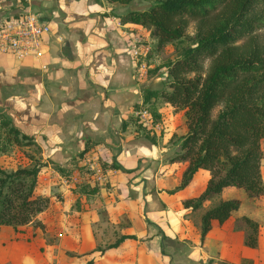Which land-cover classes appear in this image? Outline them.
<instances>
[{
  "label": "crops",
  "instance_id": "0c3cea01",
  "mask_svg": "<svg viewBox=\"0 0 264 264\" xmlns=\"http://www.w3.org/2000/svg\"><path fill=\"white\" fill-rule=\"evenodd\" d=\"M121 3L22 0L14 3L18 7L14 12L5 11L32 10L50 24L43 36L41 59H17L0 51V110L16 125L29 126L26 133L41 146V156L52 161L40 171V180L48 184L47 194H51L50 183H57L52 185L62 202L57 205L50 200L35 220L17 228L0 225V264H85L89 259L91 264H181L185 259L191 264H222V259L239 263L245 258L248 264H264V248L246 245L242 230L226 235L232 213L222 223L213 219L201 240L199 224L204 208L193 210L195 230L188 251L190 257L193 251V258L184 255V238H190L185 224L188 219L176 213L173 203L176 209L182 208L185 198L201 192L207 179L196 191L194 181L197 172L206 169L199 168L185 187L168 192L180 180L184 167H178L177 160H166L171 157L170 148L158 139L139 140L132 122L121 128L150 79L138 75L132 53L144 26L121 22L117 15L128 10H122ZM88 140L94 143L77 165H84L86 153L96 155L102 163L105 182H109L108 191L104 193L100 185L96 195L104 193L102 210L96 208L99 204L89 202L92 197L80 193L77 195L85 204L76 209L75 183L64 181L67 176L55 166L67 165ZM84 171L76 167L71 176L77 174L80 181H88L83 179ZM170 175L175 179L171 188ZM159 184L167 187L159 188ZM192 186L193 192L189 190ZM80 217L83 221L78 223ZM121 219L126 221L124 226ZM214 229L221 230L216 234ZM107 231L117 237H135H124L108 248L103 244Z\"/></svg>",
  "mask_w": 264,
  "mask_h": 264
},
{
  "label": "trees",
  "instance_id": "16d2710c",
  "mask_svg": "<svg viewBox=\"0 0 264 264\" xmlns=\"http://www.w3.org/2000/svg\"><path fill=\"white\" fill-rule=\"evenodd\" d=\"M262 7L264 0H152L148 7L117 15L122 23L152 26L158 45L184 35L189 20L198 19L194 43L184 47L176 58L156 65L155 70L167 67L170 88H142L141 100L133 104L135 113L121 124L124 129L128 123L138 122L139 126L150 129L139 119V111L148 110L155 123L160 118L158 98L181 109L186 131L180 141V153L169 159L187 160V163L179 184L167 191L185 187L199 168L208 171L201 192L182 201L183 207L190 211L228 186L242 187L248 196L264 192L260 143L264 137V41L255 36V31L264 28V13L259 11ZM211 15L216 16L214 20L206 21ZM34 142V136L23 132L0 110V153L12 144ZM93 143L88 140L67 165L55 164L68 180L72 181L76 167L86 169L85 164L77 165V161ZM46 164L47 161H35L14 169L0 165V225L17 228L35 220L36 214L47 206L49 197L36 191L40 169ZM111 164L118 166L115 162ZM100 183L76 182L73 190L87 199L93 198L100 193ZM240 203V197L229 196L206 206L200 215L201 240L213 219L224 222ZM243 219L250 227L244 243L254 247L258 223L247 216ZM124 237L135 235L121 234L107 247L118 245ZM91 262L89 259L85 264ZM221 263L237 264L226 259Z\"/></svg>",
  "mask_w": 264,
  "mask_h": 264
},
{
  "label": "rangeland",
  "instance_id": "374dc122",
  "mask_svg": "<svg viewBox=\"0 0 264 264\" xmlns=\"http://www.w3.org/2000/svg\"><path fill=\"white\" fill-rule=\"evenodd\" d=\"M110 1H113V0H110ZM117 1L122 2L120 4V6L122 7V10H127V9L130 10L131 8L141 9V8L148 7L152 3V0H129L130 2L123 1V0H117ZM14 3L20 4L22 3V0H0V22L6 19L8 16H10L16 9H18V7H14ZM8 10L13 11V12H9L8 14H5V11L8 12ZM259 11L264 13V7L260 8ZM215 17H216L215 15H211L210 17L206 19V21H213ZM197 22H198L197 18L196 19L191 18L184 31V35L177 37V38L167 40L161 45H158L157 43V35L154 33L152 26H145L144 30L139 32L140 34L136 38L137 47L139 48V50H142L145 46L148 47V50L146 53L139 54L140 59H144L147 63V70H146L147 72L142 77L145 79L150 78L149 80H147V82H145L147 84L146 87L158 88V89H169L170 88V86L168 85L169 75L167 73V67L162 66L158 68V70L157 69L155 70L156 65H159V64L161 65L168 60L176 58L181 53L184 47L194 43ZM255 36L259 41H264V28L255 31ZM241 41H243V39L240 40V42ZM151 69H154V71L156 72H153ZM152 75H153V79L151 78ZM156 106L160 113L159 120L155 121V123H145L141 120L146 125V127H151L150 129L148 128L146 129L142 127L141 125L139 126V124H137L138 122L136 124L133 123L134 124V128H133L134 135L139 140L148 141V142H150L152 138L158 139L159 142L163 143V145L168 146V149L170 148L171 156L174 155L175 153H180L181 151L180 141L182 139V135L186 131V121L184 119L181 109L179 107L171 105L168 101H166L163 98L157 99ZM133 113H135L134 109H133ZM139 119H141L140 116H139ZM18 127L23 132H28L27 131L29 129L28 125L22 124V125H19ZM260 143H261V148H262L261 172H262V177L264 181V137L261 138ZM166 160L171 162L169 158H167ZM35 161H47L46 165H48L49 162L50 163L52 162L51 159H44L41 156V146L38 145L36 141L34 143L21 144V145L12 144L7 150L0 153V165L6 169H14L19 165H30ZM186 161L187 160H177V162L179 163L178 167L183 166L185 168V165L187 163ZM46 165H43L41 167L40 169L41 173L44 171V167ZM178 167H176V170L178 169ZM158 172L162 174V170ZM41 173L38 176V183L36 186V191L38 193L47 195L49 197V202L50 200H52L57 205L61 204L59 202H62V197L59 195V192H57V190L56 191L54 190L56 186L52 185V184H57V183H53V181L52 183H50L51 186H49V190L51 189V194L50 193L47 194L48 184L40 180ZM207 177H208L207 170L206 171L200 170L197 172V177H196V180L194 181L195 191L199 190L203 186L204 181L205 179H207ZM168 179L170 180L169 187L171 188L173 183L175 182V179L171 175L168 176ZM104 182H102L100 185L101 187L104 188V193H105L106 191H108L107 189L109 188V185L107 184H109V182L108 181L105 183ZM179 182L180 180L175 184V186L179 184ZM168 184H169V181H168ZM159 185H158L159 188L165 189V187H167V185H163V184H159ZM155 187H157L156 184L151 189H154ZM189 190L193 192V186L190 187ZM182 192H183V189H182ZM78 193L79 192L76 191V195ZM104 193L101 197L95 196L91 198L89 202L93 203V205L94 203L99 204V205H96V208L98 209V207H100V209L102 210V205L105 203V200L103 201L104 198H102V197H105ZM229 196L240 197L241 203L237 209L233 210L232 216L228 220L230 226L228 225V228H225L226 235H230L229 233H231L232 230L234 231L242 230L246 234L247 231H249L250 227H249V224L243 219V217L247 216L258 223V234H257L258 239H257V244L255 246L262 247L263 249L264 248V192L257 196H248L242 187L228 186V187H225L214 198L204 201L203 205L199 208L203 209L206 206L215 202V200H217L218 198L229 197ZM80 197H82L80 196V194L77 195L74 201L73 206L76 209H82L84 207L83 204H85V202ZM183 197H182V200L185 198ZM102 201L103 203H101ZM93 205L91 204L89 206H93ZM173 205H174V209L176 213L179 216L182 215L184 216V218L188 219L186 220L185 224L187 226V230H188L190 238H184L185 246H184L183 252L185 253L184 254L185 256L188 255L189 259L191 257L193 258L192 256L193 251L191 252V257L189 255L190 252L188 253V251H190V249L192 248L191 244L193 242L192 239H193V233L195 230V226H193V216H194L193 210L190 211L189 208H185V207H182V208L179 207V209L178 208L176 209L177 204L173 203ZM103 216L104 215L102 213L101 217ZM101 220L103 221L104 219L102 218ZM82 221H83V218L80 217V220H78V223ZM38 223L41 225V222H38ZM76 223L77 221L75 220V224ZM121 224L123 226L126 224L125 219H121ZM107 225L108 224H105V222L103 223V227H106ZM72 226L74 227V225ZM220 230L221 229H218V230L214 229L216 234H218ZM72 231L73 229L70 230V232ZM106 234L107 236H105V240L106 239L107 240L106 242H103V244H105V247H107L109 243L114 242L117 238V233L116 235H113L112 231H107ZM235 239H237V236H235ZM259 243H261L260 246H259ZM185 249L187 250V252H185ZM188 263H189V260L187 262L186 259L181 262V264H188ZM248 263H249V259L245 258V259H242L237 264H248ZM170 264H178V262H174Z\"/></svg>",
  "mask_w": 264,
  "mask_h": 264
},
{
  "label": "built area",
  "instance_id": "2783aa9c",
  "mask_svg": "<svg viewBox=\"0 0 264 264\" xmlns=\"http://www.w3.org/2000/svg\"><path fill=\"white\" fill-rule=\"evenodd\" d=\"M49 30V22L43 15L35 11L25 9L13 13L0 22V51L17 59H41L44 55L43 36ZM147 50V46L142 50H139L136 43L133 46L132 53L136 61L137 73L140 77L146 74L147 63L144 59H140L139 54H144ZM139 116L143 122L152 123L148 110L141 109ZM83 164L86 165L82 175L84 180L95 182H104L106 180L105 170L96 155L91 153L84 154ZM71 178L72 181L68 180V178H64V181L69 183L80 182L77 174L71 176Z\"/></svg>",
  "mask_w": 264,
  "mask_h": 264
}]
</instances>
